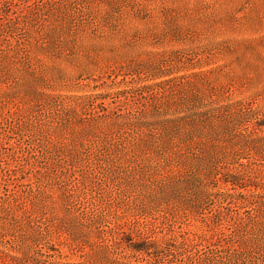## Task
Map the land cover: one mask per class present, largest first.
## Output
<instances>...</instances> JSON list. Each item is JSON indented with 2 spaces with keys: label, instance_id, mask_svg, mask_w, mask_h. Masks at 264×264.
I'll return each instance as SVG.
<instances>
[{
  "label": "rangeland",
  "instance_id": "374dc122",
  "mask_svg": "<svg viewBox=\"0 0 264 264\" xmlns=\"http://www.w3.org/2000/svg\"><path fill=\"white\" fill-rule=\"evenodd\" d=\"M0 264H264V0H0Z\"/></svg>",
  "mask_w": 264,
  "mask_h": 264
},
{
  "label": "trees",
  "instance_id": "16d2710c",
  "mask_svg": "<svg viewBox=\"0 0 264 264\" xmlns=\"http://www.w3.org/2000/svg\"><path fill=\"white\" fill-rule=\"evenodd\" d=\"M117 94H122V93H117ZM223 183L224 184H230L232 187H233V189H243L244 188V185L242 184H240V183H238V181H236V179L235 178H231L230 180H225V181H223ZM251 187H253V188H256V185H251ZM226 194V193H225ZM217 195H224L223 193H220V192H216V193H214V196H217ZM259 196V195H258ZM16 209H19L20 207L18 206V205H16V207H15ZM96 221H98V219L96 220ZM99 222V221H98ZM108 246H110V245H108ZM134 250L135 251H137V252H140V253H142V254H148V249L146 248V247H143V246H141V247H135L134 248ZM8 257V256H7ZM5 262V260H4V258H3V263Z\"/></svg>",
  "mask_w": 264,
  "mask_h": 264
}]
</instances>
